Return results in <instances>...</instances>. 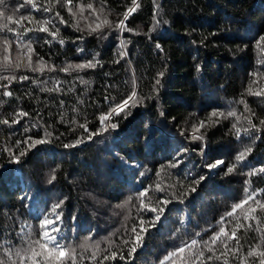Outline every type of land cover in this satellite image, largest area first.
<instances>
[{
    "label": "trees",
    "instance_id": "trees-1",
    "mask_svg": "<svg viewBox=\"0 0 264 264\" xmlns=\"http://www.w3.org/2000/svg\"><path fill=\"white\" fill-rule=\"evenodd\" d=\"M0 12V264H260L264 0Z\"/></svg>",
    "mask_w": 264,
    "mask_h": 264
},
{
    "label": "snow or ice",
    "instance_id": "snow-or-ice-1",
    "mask_svg": "<svg viewBox=\"0 0 264 264\" xmlns=\"http://www.w3.org/2000/svg\"><path fill=\"white\" fill-rule=\"evenodd\" d=\"M4 3V0H0V4H3ZM133 3L135 4V0H133ZM88 7H91V5H89ZM49 9H45V11H48ZM129 11H131V9L129 10ZM3 15V13L2 12H0V16H2ZM9 20H11V17H9L8 18ZM127 19V15L125 16V20ZM63 22V21H62ZM45 23H47V21H45ZM121 23H123V21L121 22ZM41 31H46V29H44V28H41L40 29ZM261 40L262 41H264V37H262L261 38ZM157 47H159V45H157ZM17 67H19V65H16ZM90 67L91 66V63H88V64H78V65H75V68H84V67ZM66 70V69H65ZM161 75H162V73H161ZM16 77H14V76H7V75H5V76H0V79H4V80H9V79H15ZM23 79H28V77L27 76H25V77H23ZM157 83H159V81H157ZM4 87L5 88H7V85H4ZM4 95H6V96H9V95H11V93L10 92H7V91H5L4 92ZM129 99H131V97H129ZM127 105V100H125L122 104H120V105H118L117 106V108L116 109H114L113 111H120V110H123V108L125 107ZM230 115L232 114V113H229ZM20 115H23V113H21ZM102 119H104L103 117H102ZM3 123H8V121L7 120H4L3 121ZM260 123L262 124V125H264V120H261L260 121ZM112 127H115V125H112ZM252 127H255V125H252ZM42 142V141H41ZM66 147H69V145H66ZM243 156H244V153L242 152L239 156H237V160H241V159H243ZM223 163V161H216V162H214V163H212V164H209V165H207V167L211 170V169H213V168H216V167H218L220 164H222ZM232 169H229V171H231ZM259 171H261V172H264V168H262V169H260ZM204 178L203 177H200L199 178V180H197L196 182L197 183H199L201 180H203ZM244 203H247V199L244 201ZM237 207H240V205H237ZM262 207H264V205H262ZM153 210H155V209H153ZM58 215V214H57ZM157 219H159V217L157 216ZM45 223H47V224H52L53 223V221L52 220H46L45 221ZM41 227H43V225H41ZM54 231H58L57 229H53ZM133 231L135 232V229H133ZM44 236H48V239L49 240H55V237H52V236H50L49 234H48V232H44V234H43ZM139 236H137V240H139ZM36 243L37 244H39L40 245V247L41 248H47L48 247V244H47V241H43V240H38V241H36ZM57 248H58V256L59 257H64L65 256V252L63 251V250H59V244H58V242H57ZM134 250V249H133ZM181 251H183V249H181ZM34 255H35V253H33ZM253 253L250 251L249 252V255H252ZM260 256L261 257H264V251H262V252H260ZM260 264H264V259H261V261H260Z\"/></svg>",
    "mask_w": 264,
    "mask_h": 264
}]
</instances>
